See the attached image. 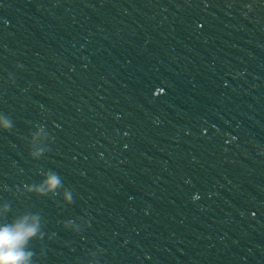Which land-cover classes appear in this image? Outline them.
Listing matches in <instances>:
<instances>
[{"label": "water", "instance_id": "95a60500", "mask_svg": "<svg viewBox=\"0 0 264 264\" xmlns=\"http://www.w3.org/2000/svg\"><path fill=\"white\" fill-rule=\"evenodd\" d=\"M24 217V264H264V0H0Z\"/></svg>", "mask_w": 264, "mask_h": 264}, {"label": "clouds", "instance_id": "9594fccd", "mask_svg": "<svg viewBox=\"0 0 264 264\" xmlns=\"http://www.w3.org/2000/svg\"><path fill=\"white\" fill-rule=\"evenodd\" d=\"M5 127L7 128L8 125L5 124ZM58 183L59 180L55 175L50 176L46 181L50 188H55ZM37 230V224L29 223L28 217L0 227V264H24L29 254L22 250V246L29 237L35 235Z\"/></svg>", "mask_w": 264, "mask_h": 264}]
</instances>
